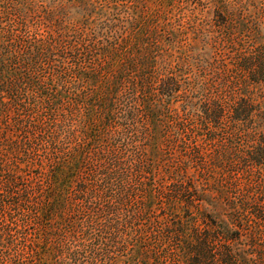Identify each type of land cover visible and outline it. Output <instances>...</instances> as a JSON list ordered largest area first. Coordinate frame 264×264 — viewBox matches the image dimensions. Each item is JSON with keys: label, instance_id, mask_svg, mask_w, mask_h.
<instances>
[{"label": "trees", "instance_id": "1", "mask_svg": "<svg viewBox=\"0 0 264 264\" xmlns=\"http://www.w3.org/2000/svg\"><path fill=\"white\" fill-rule=\"evenodd\" d=\"M0 264H264V0H0Z\"/></svg>", "mask_w": 264, "mask_h": 264}, {"label": "rangeland", "instance_id": "2", "mask_svg": "<svg viewBox=\"0 0 264 264\" xmlns=\"http://www.w3.org/2000/svg\"><path fill=\"white\" fill-rule=\"evenodd\" d=\"M154 1H157V0H154Z\"/></svg>", "mask_w": 264, "mask_h": 264}]
</instances>
